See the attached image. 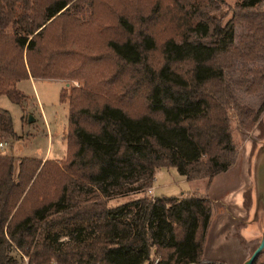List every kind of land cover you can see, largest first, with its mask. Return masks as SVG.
<instances>
[{
  "label": "trees",
  "instance_id": "trees-1",
  "mask_svg": "<svg viewBox=\"0 0 264 264\" xmlns=\"http://www.w3.org/2000/svg\"><path fill=\"white\" fill-rule=\"evenodd\" d=\"M26 78L66 82L65 149L0 151V264H198L214 202L145 190L159 168L207 187L263 123L264 0H0V96Z\"/></svg>",
  "mask_w": 264,
  "mask_h": 264
},
{
  "label": "rangeland",
  "instance_id": "rangeland-1",
  "mask_svg": "<svg viewBox=\"0 0 264 264\" xmlns=\"http://www.w3.org/2000/svg\"><path fill=\"white\" fill-rule=\"evenodd\" d=\"M134 1H137V4L147 5L150 2V0ZM225 1L231 2L232 0ZM68 84L77 86V82L75 81L69 82ZM65 85L66 82L58 79L32 80L26 78L18 81L15 85L25 97L20 105L10 101L5 95L0 96V108L6 110L10 114L13 131L16 136L18 135L17 140H12L10 142L5 141L6 145L2 150L4 154L18 159L26 156L41 157L46 152L49 158H61L65 146L63 134L67 128V103L59 100V90ZM247 99L253 104L256 103V97H249ZM262 120V124L255 123L249 130L235 127L233 133L236 141V155L233 164L237 161L247 164L251 179L249 187L245 190L252 189L253 194L252 198L250 196L249 202H246V207H244L241 202L239 214L234 210L230 211L231 215L229 216H231L230 219L233 220V224L230 229L226 231L225 237L237 240L247 254L254 249L264 229V196L262 200L256 198V196L254 197V179L252 176V166L255 155L258 149L264 144V113L262 115ZM16 163L17 161H15V171ZM157 171L159 170L157 169L155 174ZM161 171V176L165 177L169 185L165 186L163 183H159V181H157V183L153 181L152 187L156 186V188L150 193V187H148L145 190L147 195L153 197L173 196L182 192L197 190L199 193L207 196L209 184L205 187L203 181H186L182 176L178 175L173 168H169V172L164 168H162ZM222 193L223 191L220 187L216 190L213 188V190L208 193L207 197H215V201L218 205ZM141 194V191H136L124 195L113 196L109 199V204L115 205L122 203L134 199ZM206 235L207 230L205 239ZM198 264L224 263L222 260H204L202 257Z\"/></svg>",
  "mask_w": 264,
  "mask_h": 264
},
{
  "label": "crops",
  "instance_id": "crops-1",
  "mask_svg": "<svg viewBox=\"0 0 264 264\" xmlns=\"http://www.w3.org/2000/svg\"><path fill=\"white\" fill-rule=\"evenodd\" d=\"M17 139L18 138L14 140ZM26 157L37 158L41 160L61 159L49 158L46 152L41 157ZM161 169L162 168L158 169L159 171H157L154 175L153 181L156 183L157 181H159V183H163L165 186H167L169 185V182L165 180V177L161 176ZM166 170L167 172H169L168 169ZM250 179V170L247 164H243V162L239 163L238 161L235 162L231 168L227 169L224 172L218 173L211 179L208 186L207 196L208 193L213 190V188L216 190L218 189V187H220L223 193L219 199L220 203L218 205L215 201V197H209L214 202L215 212L207 229V235L203 249L204 260H222L224 264H242L248 257L249 254H247L246 251L241 247L240 243L233 238H226L225 233L230 229L231 225L233 224V220H231V216H229L231 215L230 211L234 210L235 212H237V214L240 213L239 207H241L242 193L245 189L249 187ZM155 188L156 186H151L150 193Z\"/></svg>",
  "mask_w": 264,
  "mask_h": 264
},
{
  "label": "water",
  "instance_id": "water-1",
  "mask_svg": "<svg viewBox=\"0 0 264 264\" xmlns=\"http://www.w3.org/2000/svg\"><path fill=\"white\" fill-rule=\"evenodd\" d=\"M264 113V112H263ZM252 176L254 179V197L262 200L264 196V144L258 149L252 166ZM264 248V229L260 239L246 260L242 264H253L257 254Z\"/></svg>",
  "mask_w": 264,
  "mask_h": 264
},
{
  "label": "built area",
  "instance_id": "built-area-1",
  "mask_svg": "<svg viewBox=\"0 0 264 264\" xmlns=\"http://www.w3.org/2000/svg\"><path fill=\"white\" fill-rule=\"evenodd\" d=\"M5 145H6V143L4 141H0V151L3 150Z\"/></svg>",
  "mask_w": 264,
  "mask_h": 264
}]
</instances>
